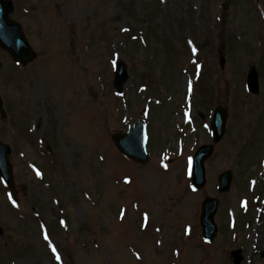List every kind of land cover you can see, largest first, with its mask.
Masks as SVG:
<instances>
[{
    "label": "rangeland",
    "instance_id": "obj_1",
    "mask_svg": "<svg viewBox=\"0 0 264 264\" xmlns=\"http://www.w3.org/2000/svg\"><path fill=\"white\" fill-rule=\"evenodd\" d=\"M4 1L36 55L20 64L0 48V136L19 192L15 201L0 184V264H264V198L254 194L264 181V0H160L154 15L158 0ZM130 24L143 44H123ZM218 104L225 134L197 191L189 166L213 142ZM139 120L144 165L112 141ZM225 170L233 181L221 193ZM205 196L220 198L210 244L199 224Z\"/></svg>",
    "mask_w": 264,
    "mask_h": 264
},
{
    "label": "water",
    "instance_id": "obj_2",
    "mask_svg": "<svg viewBox=\"0 0 264 264\" xmlns=\"http://www.w3.org/2000/svg\"><path fill=\"white\" fill-rule=\"evenodd\" d=\"M24 35L21 25L9 19L8 8L5 6L3 0H0V45L7 49L16 60L27 62L34 58L35 53ZM126 72L127 70L123 63L118 65L117 80L120 86H122V82L127 79L128 74ZM248 77L249 88L257 92L258 75L255 68L251 70ZM1 106L2 102L0 100V107ZM227 117V110L223 109L222 105H219L217 109H215L212 120L214 142H219L222 139L225 133ZM145 133V125L140 121L136 123L127 134H121V132L113 134V140L116 146L122 151V154L136 162L146 163L150 158L146 150ZM10 150V147L0 141V175L4 180L3 182L10 187L11 195L17 198L18 193L15 189L13 167L9 161V155L11 154ZM213 152L214 144L202 145L198 151H196L191 173L193 185L197 189H202L206 185L205 162L210 158ZM232 179L233 174L229 170L220 175L219 189L221 192H226L230 189ZM218 202L219 199L217 198L206 197L202 205L200 224L202 225L203 234L208 241H213L217 235L218 227L215 222V214L218 210Z\"/></svg>",
    "mask_w": 264,
    "mask_h": 264
},
{
    "label": "trees",
    "instance_id": "obj_3",
    "mask_svg": "<svg viewBox=\"0 0 264 264\" xmlns=\"http://www.w3.org/2000/svg\"><path fill=\"white\" fill-rule=\"evenodd\" d=\"M160 2L158 1V3H157V6H155V5H152V8H151V10H150V13H151V15H154V14H156V11L157 10H159V9H157V8H159V6H160ZM220 9H221V11H222V14H226L227 13V10H228V6H227V4H226V2L225 1H222L221 3H220ZM127 8V10L130 8V6H128V7H126ZM160 11H161V9H160ZM188 12V15L189 16H191L192 17V11L191 10H188L187 11ZM127 13L129 14V16H132V12L131 11H127ZM224 26V25H223ZM129 30L128 31H130V32H132V24H130L129 25ZM221 30H223L222 28H221ZM124 35V41H122L123 43H125V46L127 45V43H130V44H132V45H134L135 47L136 46H138V45H141V42L140 41H138L139 39H137V37H135L137 34H131V33H126V32H124L123 33ZM135 35V36H134ZM207 35H209V34H207ZM223 40H225V41H227V42H232V40H231V36L230 35H228V34H226V33H223ZM157 38H158V40L160 39L158 36H157ZM209 44H204L203 45V47L202 48H205V50L204 51H209L208 49H207V46H208ZM223 46H224V44H223ZM170 47V43H167L166 44V48H169ZM175 47V46H174ZM174 47H172L173 49H174ZM174 50H176V47H175V49ZM171 51H172V49H171ZM155 56H156V54H155ZM166 65V64H165ZM52 185V187H53V184H51ZM53 190H54V187H53ZM54 192V191H53ZM71 225V223H70V221H68V226H70ZM13 250H14V248H13ZM71 255V254H70ZM71 257H72V255H71Z\"/></svg>",
    "mask_w": 264,
    "mask_h": 264
},
{
    "label": "snow or ice",
    "instance_id": "obj_4",
    "mask_svg": "<svg viewBox=\"0 0 264 264\" xmlns=\"http://www.w3.org/2000/svg\"><path fill=\"white\" fill-rule=\"evenodd\" d=\"M55 250V249H54ZM59 258V257H58Z\"/></svg>",
    "mask_w": 264,
    "mask_h": 264
}]
</instances>
